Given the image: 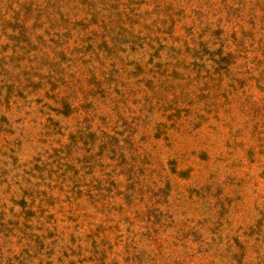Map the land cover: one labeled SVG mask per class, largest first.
Listing matches in <instances>:
<instances>
[{
  "label": "rangeland",
  "instance_id": "rangeland-1",
  "mask_svg": "<svg viewBox=\"0 0 264 264\" xmlns=\"http://www.w3.org/2000/svg\"><path fill=\"white\" fill-rule=\"evenodd\" d=\"M0 264H264V0H0Z\"/></svg>",
  "mask_w": 264,
  "mask_h": 264
}]
</instances>
